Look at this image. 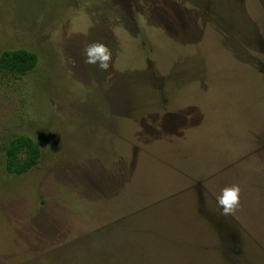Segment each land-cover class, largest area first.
Wrapping results in <instances>:
<instances>
[{
    "label": "rangeland",
    "instance_id": "rangeland-1",
    "mask_svg": "<svg viewBox=\"0 0 264 264\" xmlns=\"http://www.w3.org/2000/svg\"><path fill=\"white\" fill-rule=\"evenodd\" d=\"M17 50L38 62L0 73V264H264V0H0ZM19 136L41 157L14 175Z\"/></svg>",
    "mask_w": 264,
    "mask_h": 264
},
{
    "label": "trees",
    "instance_id": "trees-1",
    "mask_svg": "<svg viewBox=\"0 0 264 264\" xmlns=\"http://www.w3.org/2000/svg\"><path fill=\"white\" fill-rule=\"evenodd\" d=\"M38 57L24 50L7 51L0 57V73L21 76L31 72ZM41 157L39 145L31 138H14L6 149V169L14 175H23L34 168Z\"/></svg>",
    "mask_w": 264,
    "mask_h": 264
},
{
    "label": "clouds",
    "instance_id": "clouds-1",
    "mask_svg": "<svg viewBox=\"0 0 264 264\" xmlns=\"http://www.w3.org/2000/svg\"><path fill=\"white\" fill-rule=\"evenodd\" d=\"M86 63L97 65L101 70H107L111 52L103 43H92L84 49ZM240 187L232 184L221 190L220 195L216 198L217 204L221 208L222 214L227 215L233 212L239 205Z\"/></svg>",
    "mask_w": 264,
    "mask_h": 264
}]
</instances>
